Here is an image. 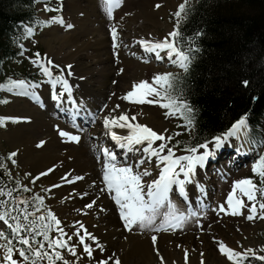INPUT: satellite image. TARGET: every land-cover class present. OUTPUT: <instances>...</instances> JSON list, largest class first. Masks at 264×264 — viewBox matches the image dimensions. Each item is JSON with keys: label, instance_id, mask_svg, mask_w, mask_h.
Instances as JSON below:
<instances>
[{"label": "rangeland", "instance_id": "1", "mask_svg": "<svg viewBox=\"0 0 264 264\" xmlns=\"http://www.w3.org/2000/svg\"><path fill=\"white\" fill-rule=\"evenodd\" d=\"M70 1L40 0L35 6L38 11V16L45 22V25L42 28L35 29L31 32V37L23 44L25 51L22 61L20 62L22 68L13 72L17 74V78H23L24 74L28 72L30 77L37 82L25 83L21 79H16L15 81L17 82L23 81L26 87L23 89L12 88V90H9L4 94L6 103L4 105L0 104V120L3 121L0 123V155L5 160H8L5 166L7 173L21 185L23 190L25 187L29 189V191L25 192L43 197V207L39 212V216H47L48 211H51L56 218L61 221L59 228L63 229V232L67 234L63 239L68 240V236L72 237L71 240H68V244L69 246L76 247L79 258L73 257L67 249L57 248L55 249L56 251H60L69 261H75V264H100L102 261L107 262V264H115V260L119 258L116 250L113 248V251L111 246L107 247L99 245L95 240L85 237V243L92 248L91 257L83 251V245L79 243V237H77L75 233L79 230L80 234L84 235V229H87L89 233L90 231L84 224V218L82 219V217L76 212V210L79 209V206L74 202L71 204H65L71 190L60 191L58 187H53L54 183L51 182L52 178L50 176H41V173L33 170L31 166L26 165L23 158V155L25 156L26 154V146L14 145V139H9L7 135L25 123L29 125L33 122L30 118L27 119L22 116H25L27 112L31 111V109H40L38 105L39 102H37L34 97L41 98L42 100L48 101L50 105H54L55 100L52 99V85L49 78L41 71L39 64L43 63L46 67H49L52 75L55 76L58 69L53 65L63 63L60 58L51 57L48 54L49 49L46 42L55 37L70 38L74 36L76 43L78 44H76V48L84 45L88 41L95 46L100 40H106V49L99 52L98 50L84 52V54L90 56L89 59L78 61H80L79 63L81 64L91 65L93 63L98 64L101 61L106 62L107 59H109L110 64L115 71L114 75L116 74V78L114 77L116 81H114L115 83L113 84L111 83L112 86L108 85L111 90H108L107 92L111 91L112 97H119L117 99V104L120 105V107L124 104H126L125 106H131V99H125V97L132 90L131 85L136 81L147 82L150 85V88L156 89V91L160 92V95L157 96L155 92H151L149 88H144L143 97L145 102L142 104L140 103V108L138 109L150 111L157 121L165 124L166 129L163 134L165 139L163 140V143L166 144L167 147L164 149L162 156L167 155L168 148H172L174 153L180 152L182 153L181 155H191V153L187 151V149L192 148L193 146H190L187 141V138H189V132L185 124L186 116L183 115L182 110H176L178 104L171 99L170 89L163 87L165 82L154 79L163 74L170 73L172 74V77L181 74L184 69L179 66V63L173 62L176 57L173 56V60L169 59L168 55L163 52L161 55L165 54V56L168 57V59L164 58L162 60L165 65L161 63L157 65L158 60L162 57L156 55L150 57L149 60L141 62V60H138L135 57L133 58V56H127V54L130 53L127 49L128 43L126 40L121 41L119 37H117L116 40L113 41L112 37L113 28H116L117 35V28L119 30V26H123L124 29L120 31L119 35L122 37L126 36V32H128L127 27L133 25L134 21H137L141 14L147 17L150 15V18L152 19V22L148 23L146 26L145 35H152V32L154 31L155 34L161 36L166 33V30L171 28V32H173L176 29L177 24L182 20V16L178 20L174 14L178 11V6L181 3H185V0H119L118 5L112 8L111 16L108 14L109 4L107 0H72V5H69L71 4ZM194 1L195 0H187L186 6ZM157 5L160 6L164 13H161L162 15L160 14L159 16H157V13L155 14L157 17H155L151 14L154 13V6ZM74 9L76 10V20H73L71 17L75 15L73 14ZM116 14L119 15L117 16ZM135 15H137V17ZM58 20H62L63 23L54 22ZM155 21L156 23L159 22L158 24L163 25V27L156 29L154 26ZM138 22L139 26H141L140 20H138ZM68 25H71V27H68ZM81 29L85 35L77 36ZM171 40L174 42L173 37H171ZM114 43L117 47L113 46ZM75 51V49H72L73 53ZM37 53L40 54L39 57H37ZM48 60H51L53 65H49L47 63ZM34 61H36V63H34ZM56 61L58 63H56ZM114 64L118 67L116 68ZM129 64H131L132 67L127 66ZM103 67L104 65H101L100 68ZM125 67L129 68L128 72L130 73H127L126 76L120 78L121 76H119L118 71L120 73V70H123ZM131 69L135 71L136 77H138L137 79H133L134 71ZM124 80H127V82L125 83ZM118 88L121 90H118ZM56 91L60 93V90L56 89ZM46 96H48V98ZM68 98L69 96L65 97V99ZM90 99L91 98H89V100ZM19 100V104H16ZM56 102H58V100H56ZM164 104H168L169 107H163L162 105ZM13 105H33V108L29 109L27 107L28 109L12 112ZM100 112L101 111L96 110L93 115L98 119ZM48 113L45 112L43 115H48ZM64 119H69L68 111L66 112ZM78 121L73 120L72 117V122L74 124H70V122L67 123L69 127L68 129H65L64 132L70 134V132L73 133V130L71 129H74L79 133H82V131L89 132L94 129L92 124L88 125L86 123V119H83L79 123ZM53 128L54 127H51L50 131L46 133V136H50L53 145L56 147L57 145L63 147L60 148V150L64 152L73 150L77 147V142L70 140L69 135L64 137L60 135V131H63V129L60 130L57 127ZM34 131L35 135L33 134L32 141H38L45 138L44 135L38 134L37 129ZM2 135L5 137L1 138ZM225 135L226 133L221 138ZM169 137H171V139H169ZM257 137L260 139L259 141H252L249 135V129L246 128L244 135H240L239 137L229 136L219 148L215 147V140L208 143L209 150L213 154L209 156L203 166L198 165L194 169V173L200 169L201 173L205 174L210 182L211 187L208 189L206 187L205 192L207 195H204V199L202 200L204 205L201 201L199 202V200L193 197V203L192 206H190L189 203L186 202L185 197H182L178 192V189H174V187L171 186V193L168 194V199L164 202L163 206L157 208L153 225V228L163 226L165 230L153 231L152 229H141L137 225H132L131 231H129L125 226L123 219L119 216V206L115 203V200L109 198L115 206L112 207V210L116 211V214L120 219L118 220V226H120V230L126 235L124 241L126 242L131 236H139V238H143L151 233L160 235L161 233L168 232L169 229L166 227L168 223L177 217H183V219L179 220L177 223V230L175 229L173 234L170 235L172 236V240L169 242V248H171L176 259L169 261H164L163 259V264H201L202 261L203 264H264V261L257 258L259 256H264V219L260 218L261 216H264V210L259 208V204L264 203V194H262V192H264V178L260 175L261 172H264V167H261V161L264 159V130H259ZM90 141L94 142V139L90 137ZM237 141L238 144L240 141V147H238ZM203 151L205 150L199 149L197 154H200ZM214 152L216 155H214ZM12 153H16V155L11 156ZM95 155L98 159L103 158L104 156L102 150L95 151ZM121 157H123V153L122 151H119L116 153V162L114 163L118 167L127 166L124 161L121 160ZM13 161H15V163H13ZM254 167H256V171L253 170ZM194 173L192 175H194ZM37 177H39V179H36ZM177 179L185 180V177L181 173L177 176ZM150 180V177H143L141 183L147 184ZM242 180H251L258 189L255 193V201H249L247 196L240 190L242 187H248L247 185L237 186V182ZM202 182L203 181L200 179L194 185H190V188L187 189L194 192L197 185ZM230 194L232 196V206H229L228 204ZM146 199L147 196L145 197V200ZM238 201L240 203H237ZM253 203L256 204L257 211L255 217L252 220H249L247 217L252 215L250 209ZM169 204L171 207H169ZM221 206H223V210H221ZM68 208H74L72 209L73 211H71L74 213L68 212ZM233 208H236L239 214H231ZM87 211L89 212V209H85V212ZM103 211L104 209L101 210L100 213ZM165 217H167L168 223H165ZM77 222L83 224L86 228L81 229ZM106 225V223H103V226ZM6 227L7 226L3 221H0V230L4 231ZM36 236L40 238V242L44 243V251L51 253L53 250L48 249L47 242L43 240V236ZM48 236L53 240L61 238V233L57 231L54 222L52 230L48 232ZM221 243H223L226 248L239 253H245L246 250L252 249L255 255H249L247 259L241 258L238 261L229 260L227 255L221 253L219 250ZM5 244H7V242L0 238V264H7V262L3 260L5 251L2 246ZM18 249L20 248L13 249V259H16L20 264H31V259L29 261H23L22 258L19 257ZM186 252L187 262L185 258ZM159 254L160 253H157V256H159ZM28 255L31 257V253H28ZM174 256L173 258H175ZM158 260L154 262L156 264H161V258ZM119 261L120 264H146L144 261L141 262V260L137 259L132 260L129 263H124V261L120 259ZM154 262L150 263L155 264ZM37 264H48V261L45 258L38 260ZM55 264H63V261H55Z\"/></svg>", "mask_w": 264, "mask_h": 264}, {"label": "bare ground", "instance_id": "2", "mask_svg": "<svg viewBox=\"0 0 264 264\" xmlns=\"http://www.w3.org/2000/svg\"><path fill=\"white\" fill-rule=\"evenodd\" d=\"M67 1L69 2L70 0ZM71 2L72 0L70 1V3ZM69 5H72V3ZM154 7H155L154 13H152L151 15L155 16V14L158 13L157 16H159L161 13H164V11L161 10L160 6L159 7L154 6ZM73 14L75 15L71 17L73 18V20H76L75 9L73 10ZM135 16L137 17V15ZM138 20H140L141 26H139ZM138 20L137 21L135 20L133 25L127 27L128 32H126V36L124 37L119 35L120 31L124 30L123 26H119L120 27L119 30L117 28V37H119L121 41L126 40V42L128 43L127 49L129 50V53L131 55L127 54V56L129 57L133 56V58L135 57L136 59L141 60L142 62L145 60H149V58L152 57L153 55L157 56V52H159V57L162 58L158 60L157 65H159L160 63L163 64L162 60L164 58L168 59V57H166L165 54L161 55V53L164 52L167 54V51L157 50L156 52H149L146 50V47L154 45L155 43L158 42H163L165 41L166 38L169 42H173L171 40V36H169V34L172 33L171 32L172 28L166 30V33L162 34L161 36L155 34L154 31H153L154 33L152 32V35L148 34L147 36L144 33L147 24L152 22L150 15H148L147 17L141 14ZM158 23L159 22L156 23L155 21L154 23L155 28L156 29L160 27L162 28L163 25H159ZM83 34L84 33L82 32L81 29L78 32V35L77 34L76 35L80 36ZM46 44L49 49L48 54L51 57L60 58L61 62L63 63V64H58L59 67H57L58 70L55 76L62 77L63 80L67 82L68 90L65 91L60 84L56 85V89L60 90V93L62 92L63 95L58 100V102H56L55 100L54 105H50L46 100H42L41 98L37 99L34 97V99L37 102H39L38 105L40 109L38 108L31 109V111L27 112L25 116L24 115L22 116V117H26L27 119L30 118L31 120H33V122L29 125L25 123L24 125L14 129V131L10 132L7 135V137L9 139H14V143H15L14 145L26 146V154L25 156L23 155L26 165L31 166L33 170L39 173L48 172L49 169H52L53 171L48 172L47 174L52 178L51 182H53L54 185H59L58 188L60 189V191L71 190V193L68 199L65 201V204H71L72 202H74L79 206V209L76 210V212L79 216L82 217V219L84 218V224L90 231L91 235L95 237L96 243L102 246H107V247L111 246L112 250L114 248V250H116L118 258L120 260H123L124 263H129L132 260L137 259V260H141V262L144 261L146 264H149L150 262L152 263L154 261H157L161 257L164 259V261L166 260L169 261L172 259L175 260L176 257L174 256V253L171 251V248H169V242L172 240V236L170 235L173 234V231L177 227V223L179 221L177 218L170 221L166 226L169 229L168 232L161 233L160 235L156 233H151L150 235H147L146 237L143 238L142 237L139 238V236L138 237L131 236V238L127 239L126 242L124 241L126 235L122 230H120L119 228L120 226H118V222H119L118 220L120 219L117 216L116 211L112 210V207H115L111 202L112 200L111 201L109 200V198L113 199L115 193L114 191L107 190L106 183L103 179L102 169H103L104 156L103 158L98 159L95 155V151L102 150L103 152V149L105 148L109 149V151L113 153L115 156L116 153L122 151L123 157H121V160L124 161L125 165L133 168L134 174H142L144 170H147L151 173V175L149 176H142V178L143 177L151 178V180L147 184L159 178V173L161 169L164 167V164L160 162L158 157L151 156L148 152L144 151V148L147 147V142L141 145H133L131 151H129L128 148H121L117 144V142L112 139L111 134L114 132L118 136H126L130 133L131 129L120 128L116 126L106 128L104 123L105 119H108L109 122H111L113 118H117L120 115H126L129 119L127 121H118V123L145 125L151 128L157 134H164L166 129L164 123L162 122L160 123L159 121H157L154 115L150 113V111L138 109L140 108L139 107L140 103H137L136 100L139 98L144 99L143 97L144 88L136 90V96L131 98L130 107L125 106L126 104L121 105L120 107V105L117 104L118 103L117 99L119 97L118 98L112 97L111 96L112 92L111 91L107 92L108 90H111V88H109L108 85H111V83L113 84L115 83L114 81H116L115 80L116 74L114 75L115 71L112 68L113 66L110 64L109 59H107V61L105 60L106 62L101 61L98 64L93 63L91 65L79 63L80 61L78 60H86L89 59L90 57L88 54H84V52H88L90 50H96V51L98 50L99 52L106 49L105 46L106 40H100V42L97 43L95 46H93L90 43V41H88L84 45L80 47L78 46L76 48L77 43L74 36L70 38L55 37L52 40H48ZM72 49H75L76 51L73 53ZM56 63L58 62L56 61ZM69 65L71 66L70 68L67 67ZM101 65H104V67L100 68ZM120 65L123 66L122 64ZM114 66L116 68L118 67L116 64H114ZM127 66L132 67L131 64ZM128 69H129L128 67H125L123 70L119 69L120 73L118 71V74L119 76H121L120 78H123L124 76L127 75V73H130L128 72ZM137 78L138 77H136V73L134 71L133 79H137ZM126 82L127 80L125 81V83ZM139 83L140 82L138 81L134 82L133 84L131 83L132 84L131 91L134 90L133 86ZM121 89L118 88V90ZM66 96L67 97L69 96V98L65 99ZM46 97L48 98V96ZM89 98L91 99L89 100ZM19 102L20 100L17 101L16 104H19ZM32 106L33 105H28V106L13 105L12 112H17V110L21 111L28 108L30 109L33 108ZM96 110L101 111L98 119L93 115ZM67 111L69 113V119H64V116ZM45 112L47 113L49 112L48 115L46 114L43 115V113ZM72 117L73 120L78 121L79 119L78 123L83 119H86V123L88 125L92 124L94 129H92V131L89 132L88 131L84 132L81 130L82 133H79L78 131L71 129L73 130V133L70 132L69 139L70 136L72 135H76L80 139L77 142V147L75 149L64 152L60 150V148L63 147H60L58 145L56 147L51 143L52 140L50 136L49 137L46 136V133L50 131L51 127L54 128L57 127L60 130L63 129V131L65 129H68L69 126L67 125V123L70 122V124H74L72 122ZM131 117H135V120H132ZM35 129L38 130L37 132L39 135H44L45 138L38 141H32L31 139L33 134L35 133L34 131ZM245 130L246 129H242L241 132L235 136L239 137L240 135H244ZM4 137L5 136L3 135L1 136V138ZM90 137L94 139V142L90 141ZM161 143H163V141L160 140L153 141L152 148L158 150V146ZM163 152H160V156H162ZM179 153L175 152V157L185 156V155H181L182 153L180 154ZM214 155H216L215 152ZM141 161H144L145 163H141ZM114 162H116V160ZM177 171H179V168H177ZM78 176L83 177V179L76 180L75 178ZM62 177H67L68 180L74 182L72 183L65 182V180L62 179ZM200 179L203 182L197 185V188H195L194 192H191L189 191L190 189L189 190L187 189L190 188L189 187L190 185H194ZM147 184L142 183L145 189L147 187ZM172 187H174V189L175 188L178 189V192L182 195V197L183 196L185 197L186 202L189 203L190 206H192L193 197L199 200V202L201 201V203L204 205L202 200L204 199V195H207L205 189L206 187L208 189L211 186L208 177H206L205 174H202L201 170L199 169V171H196L194 175L191 174L190 181L185 180L183 192L180 191L179 185L177 184H173ZM169 193H171V191H169ZM146 200H148V197ZM93 201H95L93 208L89 209V212L88 211L85 212V209H88L85 208V205ZM72 209L68 208L67 211L71 212L73 211ZM103 209L104 211L100 213V211ZM103 223H106L107 225L103 226ZM153 236L156 237L155 244H153L152 241ZM157 253H160L159 256H157ZM173 256L175 258H173Z\"/></svg>", "mask_w": 264, "mask_h": 264}, {"label": "trees", "instance_id": "3", "mask_svg": "<svg viewBox=\"0 0 264 264\" xmlns=\"http://www.w3.org/2000/svg\"><path fill=\"white\" fill-rule=\"evenodd\" d=\"M38 2L0 0L2 105L6 103L4 94L12 90L11 81L35 82L28 72L23 78H17L13 71L22 68L23 44L31 37L29 30L45 25L35 8ZM185 11L175 29L179 35L173 40L178 50L192 58L187 70L173 77L170 95L178 105L186 103L192 109L191 123L189 116L185 119L189 145L198 147L222 137L242 117L247 119L251 140L259 141L257 133L264 130V0H195ZM7 162L0 155V189L5 193L0 200L6 202V207H0V213L19 206L39 216L43 206L35 200L37 196L25 192L7 173ZM9 191L11 196L7 195ZM21 200L28 204H19ZM32 218L30 215L29 219ZM8 219L15 224L11 217ZM20 222L27 223L22 216ZM10 231L6 227L3 232L12 241L13 249L25 247ZM21 234L30 240L33 236ZM38 243L40 238L36 236L32 246L35 248Z\"/></svg>", "mask_w": 264, "mask_h": 264}, {"label": "snow or ice", "instance_id": "4", "mask_svg": "<svg viewBox=\"0 0 264 264\" xmlns=\"http://www.w3.org/2000/svg\"><path fill=\"white\" fill-rule=\"evenodd\" d=\"M109 7H108V14L111 16L112 8L116 5H118L119 0H107ZM186 4L187 0H185V3H181L178 6V11L174 14L175 17L179 18L182 16V14L186 15ZM159 7V5H157ZM58 23H63L62 20L54 21ZM68 27H71V25H68ZM178 27V24H177ZM29 33H31V30H29ZM179 35L177 31H173L169 34V36L175 38ZM112 37L113 41L116 40V30L113 28L112 30ZM114 47H117V45L114 43ZM146 50L149 52H156L157 50L161 51H167V55L169 59H172L173 56L176 57V59L173 61L174 63H179V66L182 69L187 70L190 64L191 55L186 54L183 50H178L174 44V42H169L167 38L163 42L155 43L154 45L147 46ZM191 49H189V53H191ZM37 57L40 56L39 53L36 54ZM157 56H159V52H157ZM36 63V61H34ZM47 63L49 65H53V62L51 60H48ZM54 67H59L58 65H53ZM39 67L43 74L49 78V81L52 85V99L53 100H59L63 93H58L56 91V85L60 84L65 91L68 90V85L65 80H63L62 77L59 76H53L52 72L49 67H46L43 63L39 64ZM70 68L71 66H67ZM70 74V73H69ZM157 81H164L163 87L167 89H171L174 87L173 84V77L172 74H163L161 76H157L154 78ZM247 84V81L244 82ZM26 85L23 81H12L10 84V88H25ZM141 88H149L151 92H155L157 96L160 95V92L156 91V89L150 88V85L147 82H140L139 84H135L133 86V91H130L125 99H131L134 96H136V90ZM27 94V93H25ZM35 95V94H33ZM37 99H39L37 97ZM137 103H144L145 100L143 98H139L136 100ZM175 103V102H174ZM163 107L167 108L169 107L168 104L162 105ZM183 110V115L189 116L192 109L186 104V103H179L177 107V111ZM129 118L126 115H120L117 118H113L111 122H109L108 119H105V127H120V128H129L131 129L130 133L126 136H118L116 133H112V139L117 142V144L121 148H128L129 151L132 150L133 145H141L147 142V147L144 148L145 152H148L151 156H156L159 158L160 162L164 164V167L161 169L159 173V178L153 180L151 183L147 184V187L142 185L141 179L142 176H149L151 173L147 170H144L142 174H134L133 168L128 166L118 167L115 163H113L116 160V156L109 151V149L105 148L103 149L104 154V162H103V179L106 183V188L109 191H114L115 195L113 199L115 200V203L120 208V216L123 219L125 226L128 228L129 231H131L132 225H137L141 229H152L153 231H162L165 230L163 226L155 227L153 228L155 216L157 213V208L159 206H163L164 202L168 199V193L171 189V186L173 184L179 185L180 191L183 192L184 190V183L185 180L191 179V174L194 173V169L199 165L203 166L204 163L207 161L209 156H211L213 153L209 150L208 143L201 144L198 147H192L187 149L188 152L191 153V155H185V156H179L175 157V153L173 152L172 148L167 149V155L160 156V152H163L164 149L167 147L166 144L161 143L158 146L157 149L152 148L153 141L160 140L163 141L165 137L163 134H157L155 131H153L151 128L135 124L132 125L130 123H118V121H127ZM132 120H135V117H131ZM3 121L0 120V123ZM189 124L191 123V119L189 116ZM247 128V119L246 117H242L239 121H237L232 128L226 133V135L221 137H215V147L219 148L222 146L225 140L229 136H235L238 133L241 132L242 129ZM60 135L62 137L68 136L69 134L60 131ZM70 139L72 141H79V137L76 135L70 136ZM171 139V137H169ZM199 149H204L200 154H197ZM16 153H12L11 156H15ZM175 157V158H174ZM186 162V163H182ZM15 163V161H13ZM141 163H145L144 161H141ZM261 167H264V159L261 161ZM177 168H179V171H177ZM256 171V167L253 169ZM53 171L52 169H49L48 172ZM48 172L41 173L40 175H47ZM181 173H183V176L185 177V180H179L177 179V176H179ZM261 177L264 178V172L260 173ZM36 179H39L37 177ZM62 179L65 180V182L72 183L74 181L68 180L67 177H62ZM76 180L83 179V177H76ZM240 185H247L248 187H242L240 190L244 193V195L247 196L249 201H255L256 200V191L258 190L256 186L252 183L251 180H242L237 182V186ZM59 185H53V187H58ZM24 191H29L27 187L24 188ZM235 191V189H234ZM264 194V192H262ZM5 195L2 189H0V196ZM8 196H11L12 193L9 191L7 193ZM145 196L148 197V200H145ZM35 200L38 202L40 206H43V197L37 196L35 197ZM237 203H240L239 201ZM19 204L21 205H27L28 201L21 200L19 201ZM95 204V201L88 203L85 205V208L91 209L93 208ZM229 206H232V196L230 194L228 199ZM0 207H6V202L0 200ZM169 207L171 205L169 204ZM259 208L264 210V203L259 204ZM221 210H223V206H221ZM37 211H39V208H37ZM252 215H249L247 219L252 220L255 217L257 206L255 203H253L251 209H250ZM16 212V216H12L11 213ZM233 215L239 214L236 208H233L232 213ZM30 215L33 217L31 220L29 219ZM22 216L23 220L27 223L21 224L20 217ZM9 217L13 221H15V224L9 223ZM261 219H264V216L260 217ZM178 220H182L183 217H177ZM0 221H3V223L7 226L8 229H10V234L13 236H16L18 238V242L25 246L20 249H18L19 257L22 258L23 261H29L31 259V264H37L38 260L47 259L48 264H55V261H63V264H75V261H69L66 259L60 251H56L55 249H67V251L73 256L78 257L76 247L75 246H69L68 240H71L72 237L68 236V240H64L63 237L67 234L63 232V229L59 228V225L61 221L56 218V216L51 212L48 211L47 216L40 215L35 216L34 213H29L27 210V207L20 208L19 206L11 209V210H5L3 213H0ZM53 222L56 226L57 231L61 233V238L58 239H50L48 236V232L52 230ZM79 224V222H77ZM165 223H168L167 217H165ZM81 229H84L83 224H79ZM39 229V231H38ZM32 233L33 236L31 240L21 233ZM36 235H42L43 240L47 242L48 249H52L53 251L51 253L44 251V243L40 242L38 243L37 247L32 246V241H34ZM75 235L79 237V243L83 245V251L87 253L89 257L92 255V248L85 243V237L95 240V237L91 235L87 231V229H84V235L80 234V231L77 230ZM0 238L7 240V244L3 245L5 254L3 256V260L7 262V264H20L16 259H13V246L12 241L8 239L7 236L4 235V232L0 230ZM153 244L156 243V237H152ZM219 250L221 253H224L227 255V258L229 260H239L241 258L247 259L249 255H255L252 249L246 250L245 253H239L234 252L231 249L226 248V246L221 243L219 246ZM28 253H31V257L28 255ZM185 258L187 262V252L185 253ZM259 260L264 261V256L257 257ZM100 264H107V262L102 261ZM115 264H120L119 259L115 260ZM161 264H163V258L161 257ZM203 264V261L201 262Z\"/></svg>", "mask_w": 264, "mask_h": 264}]
</instances>
